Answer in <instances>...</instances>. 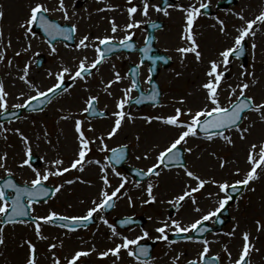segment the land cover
I'll use <instances>...</instances> for the list:
<instances>
[{
  "label": "rangeland",
  "instance_id": "obj_1",
  "mask_svg": "<svg viewBox=\"0 0 264 264\" xmlns=\"http://www.w3.org/2000/svg\"><path fill=\"white\" fill-rule=\"evenodd\" d=\"M219 1L221 0H203L210 4L215 13L210 17L201 14L193 26L199 51L202 53V62H197L194 54H188L187 58L181 62V54L176 51L177 48L188 45V41L182 39L186 35L185 14L178 8H169L170 15L164 16L162 12L158 13L151 7L152 4L159 5L158 2H149L150 8L147 17L143 16L141 11L135 14L134 20L141 23L140 27L133 28L131 31L135 33L133 38L138 45L143 44L141 41L146 36V23L155 20L164 23V29L157 33L156 46L162 53L168 55L173 63L169 68L163 69L158 77V83L163 92L160 105L141 110H132L126 106V112L135 119L126 117L121 129L111 139H108L107 134L114 126L115 119L112 117V113L118 110L116 103L123 96V89L131 86V81L126 76L130 64H139L136 54H120L105 61L99 71L95 70L92 77L86 78L87 83L79 79L73 82L66 75L65 82L69 83L68 91L59 96L43 113L24 115L21 119L11 123H0V133H3L0 135V156L7 153V160L4 163L8 169H11L13 177L20 184H25V182L30 184L31 180L35 179L32 169L27 166L19 167L26 159V147L16 129L29 138L33 156L40 158L39 163L33 167L43 174L47 169L52 168V161L55 159H63L65 162L63 166H68L75 157L78 140L74 131V122L77 119L84 121L83 128L86 136L90 140H95V143L91 144V154L86 157V160H99L102 164H108L103 158L107 151L100 153L101 142L97 139L103 136L108 149L124 145L129 147L128 165L142 170L151 167L156 162L159 152L176 138L178 130H173L158 121L148 124L141 117L167 116L174 114L176 107H181L184 110L188 108L196 110L201 107L204 95L201 85L207 80L205 72L209 67V61L218 59L220 51L232 46L234 37L238 35V28L246 27L247 21L254 20L261 12H264V0H237L236 6L224 11L215 9ZM35 2L36 0H0V5L3 6L2 10L5 13L3 20L0 21V27L4 31V42L6 43L8 39L12 41V47L6 50V59L0 64V80L3 81L8 93L9 109H14L12 107L14 104L24 103L30 96L37 95L36 89L47 91L49 87L53 86L55 78H50L48 72L59 71L61 64L75 71L76 65L85 56H87L88 63L96 59L97 54L93 47L77 50L76 45L84 35H88L90 40H94L95 37L114 36V41H119L127 34L125 26L132 22L127 13V8L132 6L128 4V0H65L71 17L69 21H65L63 13L59 11L53 10L49 15L58 19L62 24L77 26L75 46L69 47L63 43L50 46L37 35L31 38L32 49L24 52L23 48L29 42V38L24 36V30L19 25L28 16L30 5ZM46 2L50 8L58 7V0H46ZM132 4L142 8V0H132ZM191 4L199 6L197 0H177L176 5L187 7ZM101 8L105 10L98 11ZM238 14L243 15L245 19H239ZM217 18L224 21L227 34H222L219 31ZM113 19L120 29L115 34L111 31ZM253 31L256 32L255 37L250 36L246 39L248 45L246 68L249 73L254 72L255 77L248 76L245 80L250 84L247 95L253 97L259 104L264 102V23L258 21L253 26ZM253 42L256 44L255 50L252 49ZM51 47H55L57 52L52 53ZM17 51L21 52L20 56L15 55ZM39 56L46 58V63L41 68L36 66ZM8 60L13 62L11 67L7 64ZM29 62L31 63L29 80L35 86L34 88L19 80V75L22 74L21 70ZM228 67L230 71L226 73L225 79L221 82L223 91L220 99L225 105L228 102L229 85L235 86L239 83L238 78L242 71L241 62L236 59H232ZM141 70L144 73L142 82L146 83L149 80L148 66H142ZM117 71L120 72L123 79L115 83V86L112 85L111 88H108V82L115 79L114 73ZM253 79L256 81L255 84L252 83ZM134 94L133 90L132 95ZM89 96L99 98V109L109 113L107 118L89 120L85 117L83 109L86 107L85 102ZM18 97L21 98L18 99ZM182 98L185 100L184 104L179 103ZM233 99L235 98L233 97ZM64 116L69 119H61ZM181 118L188 119L187 116ZM249 126H251L250 132L246 134L247 139L245 140H241L235 131L226 133V135L232 136L234 145L227 144L219 138L213 141H202L201 139L198 141L194 137L189 138L188 144L180 146L185 151L186 167L209 181L234 183L241 180L251 167L247 160L251 144L264 143V121L260 119L258 113L247 114V119L244 120L242 127ZM5 129L8 131L5 132ZM88 129L93 130L89 131ZM5 136L7 139L4 138ZM137 136H139V140ZM188 148L192 149L190 153L186 151ZM258 151L259 148H257ZM145 155L149 158L145 159ZM221 162H226L224 168L220 167ZM113 168L109 165L108 176L111 188H108V191L111 192L119 186L121 177H127L128 183L118 194L116 207L109 215H105L103 211L96 213L94 215H96L97 221L93 227L77 231H67L42 222L41 233L46 237L45 239H39L36 236L34 224L21 225L19 223L8 226L3 233L5 244L0 246V264H26L27 245L24 242L27 240H31L36 245L38 264H53V256L60 258L61 264H67L68 259H71L75 252L90 250L93 247L95 251H92L89 256L82 257L79 260L80 264H114V262L115 264H136L123 250L120 259L111 255L106 258L100 257L101 252L114 248L116 243L121 242L118 237H112L111 230L100 219L101 216L108 221L117 217L144 218L143 226L127 230L117 228V231L129 238L142 234L144 230L150 233L152 239L141 242L155 241L157 243L149 264H187L188 260L196 259L203 247L200 242L187 239L156 240L155 237L159 233L155 229L161 226V221L166 219H178L187 225L209 210L215 209L218 199L216 196L217 186L214 183L206 184L200 192L193 194L197 200L195 205L191 199H186L182 202L183 206L177 210L168 202L182 194L187 184L192 186L196 184L195 181L187 177L182 168L160 169L159 177L152 176L147 181L140 183L129 177L124 170L114 168L115 171L121 173V176H116ZM237 169H239V175L236 174ZM257 171L260 172L259 169ZM102 175L100 166L93 163L86 164L84 172L73 170L65 173L64 176L50 177L47 181L49 184L58 186L64 184V187L54 199L38 205L32 213L41 217L51 211L66 216L85 215L87 210L93 207V200L99 202L101 189L107 187L101 180ZM5 176V169L0 168V177ZM68 179L76 180V182L68 185L65 183ZM149 183L155 185L153 194L156 195L157 202L154 204L143 203L148 199L146 189ZM137 185L139 186L137 187ZM253 188L255 191L252 190ZM209 193H212L211 197H209ZM220 195L223 196V193ZM129 197H131V203ZM196 207H200L203 211L196 212ZM230 217L231 222L224 227L221 233L208 236L207 240L212 242L209 255H218L222 264H233L241 252L242 233L247 231L250 233V241L254 245L250 255V264H264V172H260V178L245 188L244 193L231 207ZM257 221H260V230H258ZM234 228L236 231L233 236L226 235ZM171 234L174 232L169 231V235ZM51 244H56L57 247L50 251ZM225 246L231 252V259L224 251ZM176 256L180 257L178 261H174Z\"/></svg>",
  "mask_w": 264,
  "mask_h": 264
},
{
  "label": "snow or ice",
  "instance_id": "obj_2",
  "mask_svg": "<svg viewBox=\"0 0 264 264\" xmlns=\"http://www.w3.org/2000/svg\"><path fill=\"white\" fill-rule=\"evenodd\" d=\"M199 6L196 4H191L187 7L183 5H173L169 4L167 7H161L157 4H152L151 7L155 9L156 12H162L164 16H169V8L175 7L178 8L185 14V33L182 39H186L188 41V45L184 47H179L176 49L178 53L181 54V62L185 58H187L188 54H194V58L197 62H202V53L199 51V45L195 38L193 32V26L198 17L202 14V9H207L209 7L208 3L203 2V0H197ZM128 4L132 5L127 8V13L129 19L132 21L125 26V31L127 34L118 41L119 47L132 49L134 47L133 44V36L134 32L131 30L133 28L140 27V21L134 20V16L138 11L142 12V15L147 17L149 15L150 3L149 0H142V8H138V6L132 4V0H128ZM2 5H0V21L4 18V11L2 10ZM59 11L63 13V19L65 21H69L71 19L68 9L66 7L65 0H58V7L50 8L46 2V0H36V2L30 5L29 14L24 21H22L19 25L21 29L24 30V36L29 38V42L23 48L24 52H28L32 49L31 38L37 36V32L34 30V26L42 29L44 33L51 40H55L57 37H63L67 40L74 39V34L77 32V26L75 24H71L70 26H62L59 23L53 22L49 18V13L51 11ZM105 9L101 8L98 11H104ZM239 15V19L244 20L245 17L243 15ZM264 23V12H261L254 20H250L246 22V27L242 26L237 29L238 35L234 37L232 46L225 48L220 51L218 54V59L209 61V67L206 69L205 75L207 80L205 83L201 85L202 90L204 91V95L201 101L202 106L198 107L196 110L192 108H188L187 110L182 109L181 107H176L174 114H170L167 116L157 115V116H144L141 119L145 120L148 124H152L153 121H158L165 126H169L173 130H178L176 138L173 139L170 144L165 147L162 151L159 152L156 157V162L147 169V171L140 170L138 174L144 176H157L161 175V172L158 169L163 165L167 168L170 164L178 165L183 168V171L186 173L187 177L191 178L192 181H195V186L191 184L186 185V189L182 192V194L177 195L173 200H170L168 203L172 204L173 207L179 210L180 207L183 206L182 202L186 199H191L192 203L195 205L197 203L196 197L193 195L194 193L200 192L201 189L205 187L208 183H214L218 192L216 193L217 199V207L215 209L209 210L206 214H203L200 218L196 219L194 222L184 225L181 220L178 219H170L163 220L160 222L161 226L157 227L155 231L159 233L158 236L155 237L156 240L161 241H169V231H173L177 235L195 233V232H208L210 229L205 225V222L212 221L221 222L220 214L229 204V201L233 200V196L231 193L238 191V186H249L252 182L258 180L260 178V172H264V143L257 144L252 143L249 154L247 157L248 163L251 165L250 170L247 171L245 176L241 180H237L234 183H229L228 181L220 182V181H209L201 178V176L197 175L193 171L189 170L183 162L182 149L181 145H186L189 142V138L197 137L200 138L202 134V138L207 141H213L216 138H219L226 142L227 144L234 145V140L231 135H226V131H235L239 134V138L241 140L247 139L246 134L250 132V127H242L241 122L244 119H247L246 113L248 112H256L260 115V119L264 121V102L257 104L253 97L247 95V90L250 88V84L246 82L245 78L248 76L255 77V73H249L247 68L243 64H241L242 71L239 74V83L235 86L229 85V96L228 102L225 105L222 103L220 99L221 92L223 89L221 88V82L225 79L226 73L230 71L229 64L231 63L230 58H239L245 53V41L247 38L255 37L256 32L253 31V26L257 22ZM217 22L219 24V31L222 34L226 33L225 23L223 20L217 18ZM111 31L115 34L119 31V26L116 24L115 20L111 21ZM152 27L159 28V25L156 23L152 24ZM115 37H95L94 40H90L88 35H84L79 43L76 45L77 50L88 49L89 47H93L97 54L96 59H94L91 63H88L87 56L79 61L76 65L75 71L72 68L61 64V68L57 72H48V76L55 78V83L53 86L49 87L47 91H37V95L30 96L24 103L14 104L12 107L14 109H22L29 108L32 105L33 101H37L38 103H44L49 95L55 96L59 91L67 92L68 88L64 86L65 84V76H69L70 79L75 82L78 79L85 81L87 83V77L92 75V70L96 69L99 71L98 66L103 64L108 54L113 51ZM12 47L11 39H8L7 42H4V31L3 28L0 27V64L4 62L6 59V50L7 48ZM256 44L252 43V49L255 50ZM147 51V49H146ZM51 52L56 53L57 49L55 47H51ZM16 56H20L21 52L17 51L15 53ZM39 55V53H37ZM12 60H8L7 64L9 67L12 66ZM31 68V63H27L24 68L21 70L22 74L19 75V80L23 81L24 84L29 85L30 87H35L32 85V82L29 80V71ZM152 69H149L151 72ZM134 75L136 77L139 76V70L136 69ZM180 75V73H177ZM115 79L108 82L107 87L111 88L113 84L120 82L123 77L120 72L114 73ZM149 83H151V77H149ZM253 84L256 83L255 79L252 81ZM138 79L134 78L131 81V86L123 89V96L116 103L117 111L113 112L112 115L115 117L114 126L111 128V131L108 132L107 137L111 139L116 133L121 129L122 124L125 122V119H135L129 113L125 111L126 105L129 104L133 100L132 92L133 90L139 88ZM111 94V93H109ZM23 95V94H22ZM159 96L158 91H153L152 94L148 97V99L155 101ZM8 93L5 90V86L2 80H0V116H5L7 119V114L9 112V105L7 101ZM233 97L235 99H233ZM21 97H18L20 99ZM41 98H44L43 100ZM97 96H89L86 100V107H84V113L90 114H99L103 115V113H97L95 109V104L98 102ZM145 97L141 95L139 98L135 99V103L140 104L144 101ZM180 104H184L185 100L182 98L179 100ZM35 110V109H33ZM12 116H16V112L11 113ZM187 116L188 119H182L181 117ZM61 119L67 120L69 117L64 116ZM84 121L75 120L74 122V131L77 134L78 140V148L75 157L71 160L68 166L64 165L63 159H55L52 161V168L47 169L43 174L37 168H34L32 165L33 159V150L30 144V140L27 136H25L19 129H16V132L20 135L21 140L24 142L26 147V159L22 161L19 165L20 168H24L27 166L32 169L35 173V179L31 180V183L25 182L24 186H19L13 180V173L11 169L6 167L4 161L7 160V153H4L0 156V168L5 169L6 177H0L3 179V183L0 184V225L12 224L15 225L17 223H25L23 220H18V217H26L29 216V209L32 208V205L44 200L45 197L49 196L51 192L53 195L59 193L61 189L64 187V184L56 186L50 189L46 186V181L49 180L50 177H60L64 176L65 173L71 172L73 170H77L79 172H84L86 164H97L100 166L103 175L101 176V180L103 181L106 188L101 189L99 192V202L97 200L92 201L93 207H90L85 215L80 216H66L61 215L55 211H51L46 216H36L33 218L34 221V230L35 234L39 239H45L41 233L42 223L49 225H56L57 222H61L59 226L67 228L71 231H75L77 225H87L94 219V214L102 212L105 209H110L114 206V198L118 197V194L121 192V189L125 187V184L128 183L127 177H121V183L118 187H116L113 191L109 192L108 188H111L109 176H108V168L109 164H102L99 160H91L87 159L88 153L91 152V144L95 143V140H90L83 128ZM92 131L93 129H88ZM8 131L7 129L4 130ZM3 133H0L2 135ZM7 139V137H4ZM97 139L100 140L101 144L99 146L100 151H109L108 146L104 143V137L100 136ZM139 140V136H137ZM50 143V141H49ZM126 145L121 148H113L111 149V157L110 164H119L124 158ZM257 148L259 151L257 152ZM187 152H191L192 149H186ZM213 155H215L213 153ZM145 159L149 157L145 155ZM140 159V157H137ZM226 162H221L220 167L224 168ZM260 170L258 172L257 170ZM113 172L116 176H121V173L115 171L113 168ZM236 174L239 175V169H237ZM79 179V178H77ZM76 180L68 179L65 181L66 184L71 185L74 184ZM84 182V181H81ZM139 185H137L138 187ZM155 185L149 183L147 185V196L148 199L144 200V204H154L157 202L156 195L153 194V189ZM11 190V194L7 191ZM255 191V189H252ZM223 193V196L220 194ZM212 196V193H209V197ZM27 198V200H25ZM131 203V197L128 198ZM46 202V201H44ZM196 212H202L203 210L200 207L195 208ZM215 218V219H214ZM100 219L103 221L105 225L111 230V234L113 238H119L120 243H116L114 248H109L108 250L101 252L99 255L101 258H106L108 256L116 257L117 259L121 258L122 250L126 252L128 257H131L136 264H149V249L147 246L142 244V241H147L152 239L150 233L147 230H144L142 234L137 235L134 238H129L127 235H122L117 231L116 226L109 223V221L101 216ZM151 219V218H149ZM131 218L125 219L122 221L124 224L131 223ZM258 226V230H260V221L256 222ZM236 229L234 228L232 232L227 233L226 235L233 236L235 234ZM4 228L0 227V246H4L5 238H4ZM191 239V237H188ZM242 248L239 254V258L233 261V264H250V255L254 249V245L250 241V233L245 231L242 233ZM203 245L202 250L199 252L198 257L196 259H191L187 261V264H218L219 256L209 257L208 254L210 252V244L211 241L207 239H203L200 241ZM27 245V256H26V264H38V252L36 245L32 243L31 240H27L24 242ZM23 247V245H21ZM57 247L56 244H51L49 246V250L55 249ZM95 251L93 247L90 250H80L75 252L71 259H68L67 264H77V262L82 258L91 255V252ZM224 251L227 252L229 259H231V252L228 251L227 246H225ZM258 251V250H257ZM179 256L174 258V261L179 260ZM53 264H61V260L58 257L53 256ZM115 264V262H114Z\"/></svg>",
  "mask_w": 264,
  "mask_h": 264
},
{
  "label": "water",
  "instance_id": "obj_3",
  "mask_svg": "<svg viewBox=\"0 0 264 264\" xmlns=\"http://www.w3.org/2000/svg\"><path fill=\"white\" fill-rule=\"evenodd\" d=\"M168 3V1H166V0H164V4H163V6L165 5V4H167ZM223 5V4H222ZM57 23V22H56ZM38 28V27H37ZM36 29V28H35ZM41 30V33H43L44 35H45V37L46 38H48L49 40H50V43L51 44H53L54 43V41H56V40H59V39H62V40H65V41H68L69 43H71L72 42V40H67V39H64L63 37H57L55 40H51L48 36H47V34L46 33H44L43 32V30L42 29H40ZM150 31H151V33H150V36H149V39H148V41H147V45H146V47L145 48H143V49H141L140 50V53H141V58H142V60H143V62H149V64L151 65V69H152V72H153V74L155 75L157 72H158V70H159V63L160 62H163V64L166 66V59L163 57V56H160V55H157L158 54V50L155 48V39H154V37H153V34H152V29H150ZM146 49H147V51H146ZM122 50H127L126 48H122V47H119V45H113V51L111 52V53H109L108 54V56L109 55H111V54H113V53H115V52H119V51H122ZM156 55H155V54ZM151 54H154V55H151ZM136 70V69H135ZM134 77L136 78V76L134 75ZM153 90H151V92H150V95L152 94V92L154 91V90H156V87H155V85L153 84ZM139 91H140V88H137ZM141 92V91H140ZM141 95H143V94H141ZM160 95V94H159ZM144 97H145V99H144V101L142 102V103H140L139 105H142L143 103H157L158 102V99H159V96L157 97V99L155 100V101H152V100H150V99H148V95L147 96H145V95H143ZM43 100V99H42ZM36 103V102H35ZM45 103V102H44ZM26 110H29V108H27ZM20 115V112H17V115L16 116H14V117H17V116H19ZM119 164H121V163H119ZM244 189V187H241V188H239V190L238 191H236L235 193H234V195H233V197H235L236 195H238L242 190ZM207 226V225H206ZM75 227H77V226H75ZM208 227V226H207ZM210 229V228H209ZM209 231H211V229L209 230ZM206 232H203L202 233V237L204 236V234H205ZM145 246H147L148 247V249H149V257H148V259H150V257H151V252H152V249H153V247H154V244H152V243H150V244H147V245H145Z\"/></svg>",
  "mask_w": 264,
  "mask_h": 264
},
{
  "label": "bare ground",
  "instance_id": "obj_4",
  "mask_svg": "<svg viewBox=\"0 0 264 264\" xmlns=\"http://www.w3.org/2000/svg\"><path fill=\"white\" fill-rule=\"evenodd\" d=\"M115 85V84H114Z\"/></svg>",
  "mask_w": 264,
  "mask_h": 264
}]
</instances>
